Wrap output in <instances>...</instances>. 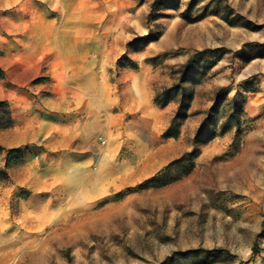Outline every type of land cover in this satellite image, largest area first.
Listing matches in <instances>:
<instances>
[{"label": "rangeland", "instance_id": "374dc122", "mask_svg": "<svg viewBox=\"0 0 264 264\" xmlns=\"http://www.w3.org/2000/svg\"><path fill=\"white\" fill-rule=\"evenodd\" d=\"M152 1L0 0L5 62L80 55L115 88L141 80L152 91V100L120 95L143 108L100 188L61 167L63 157L44 180L43 147L21 148L31 185L0 173V264H264V0H168L148 20ZM148 33L152 42L129 45ZM71 46L79 54L61 52ZM190 58V108L166 138L179 97L165 107L155 97ZM221 88L216 136L195 146ZM233 101L240 125L222 132Z\"/></svg>", "mask_w": 264, "mask_h": 264}, {"label": "crops", "instance_id": "0c3cea01", "mask_svg": "<svg viewBox=\"0 0 264 264\" xmlns=\"http://www.w3.org/2000/svg\"><path fill=\"white\" fill-rule=\"evenodd\" d=\"M69 48L61 52H80L79 46ZM57 58H32L37 66L0 58L4 74L0 80V102L5 104L7 113L6 125L0 126V169H5V150L41 146L44 151L36 160L37 171L44 180L53 170L52 165L63 157L61 167L84 174V180L100 188L111 182V154L122 146L131 130V114L143 108L142 103H137L132 109L120 95L134 92L152 100V91L141 80L126 83L121 79L124 87L117 89L110 77L102 78L94 66L84 65L80 55ZM39 77L47 80L32 84ZM24 87L26 90L21 89ZM25 165L26 161L6 170L13 185H31L29 179L22 177L28 168Z\"/></svg>", "mask_w": 264, "mask_h": 264}, {"label": "trees", "instance_id": "16d2710c", "mask_svg": "<svg viewBox=\"0 0 264 264\" xmlns=\"http://www.w3.org/2000/svg\"><path fill=\"white\" fill-rule=\"evenodd\" d=\"M167 1L168 0H153L152 3L150 4L148 20H154L158 15L157 13L159 12V10L165 5ZM199 1L200 0H193L191 5H196V3ZM152 41L153 38L148 33L146 35L136 37L134 40L129 42V45H132L134 43H141L142 45H146ZM193 66L194 63L192 62V58H190L185 63V65H183L176 72L178 74V78L175 80V82L169 88H164L161 91V93L155 97V103L160 107H165L171 101V99H174L175 97H179L176 104V110L174 116L170 121L167 130L164 133V137L166 138L171 137L170 131L177 128L179 122L187 117L186 114L190 108V103L192 101V94L189 93L184 88V84L188 83L190 81V77L196 74V70L194 69ZM3 77L4 74L0 70V80H2ZM226 96L227 95L225 93V89L221 88L217 90L215 94L214 104L208 109L205 118L203 119V121L196 130L193 141L195 146L204 145L210 142L216 136V131L214 129L216 122L215 118L218 115L220 109L222 108L224 102L226 101ZM0 111H6V107L3 102H0ZM242 114H243L242 107L234 101L231 102V108L228 113L227 121L224 124V126H222L221 131L226 132L228 129L227 127H229L230 125H233L234 127H238L240 125V118ZM1 151L2 149L0 147V152ZM21 153H22L21 148L5 150V169L4 171H0V173H3V175H5V172L9 167H11L14 164H17L18 156H20Z\"/></svg>", "mask_w": 264, "mask_h": 264}]
</instances>
